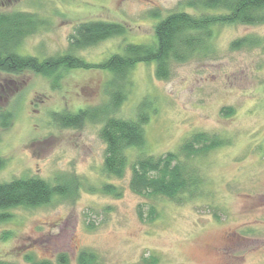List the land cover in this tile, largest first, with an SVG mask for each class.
Returning <instances> with one entry per match:
<instances>
[{"label":"rangeland","instance_id":"1","mask_svg":"<svg viewBox=\"0 0 264 264\" xmlns=\"http://www.w3.org/2000/svg\"><path fill=\"white\" fill-rule=\"evenodd\" d=\"M194 1L0 0V12L29 11L46 20L19 53L45 58L72 52L100 63L123 53L126 44L152 43L156 24L170 13L207 12ZM91 20L122 23L128 32L71 50L75 27ZM239 39L248 41L233 48ZM155 71V63L133 69L128 98L116 112L136 119L139 105L148 106L147 145L128 151L131 162L143 153L177 151L197 132L226 141L195 159L204 174L203 188L178 201L135 194L130 168L122 179L103 172L101 123L63 128L55 120L56 112L106 103L109 71H64L56 83L30 71H0V156L6 159L0 182L35 175L77 185L69 197L10 210V220L0 223V259L31 264L26 259L31 255L60 264L65 253L68 264H78L79 253L88 249L104 264L153 259L155 264H264V24L218 25L209 50L174 62L167 80ZM225 108L234 112L227 114ZM6 111L14 117L9 127L1 125ZM109 182L122 187V196L102 192ZM149 205L159 212L154 220H149Z\"/></svg>","mask_w":264,"mask_h":264},{"label":"trees","instance_id":"2","mask_svg":"<svg viewBox=\"0 0 264 264\" xmlns=\"http://www.w3.org/2000/svg\"><path fill=\"white\" fill-rule=\"evenodd\" d=\"M193 6L202 5L207 12L192 14L187 11L173 12L162 18L155 26V40L149 44H126L123 53H115L100 63L88 62L72 52L39 58L19 53L24 41L37 33L46 20L29 11L0 12V71L20 74L34 72L57 82L60 73L73 69L105 70L111 73L106 82L109 100L101 105L80 108L75 112H56L55 120L63 128H81L86 123H101L100 137L106 144L103 172L122 179L131 169L130 189L143 197H157L178 201L183 196L198 195L205 183L204 174L195 159L205 157L209 152L225 145L226 141L217 135L197 132L187 137L177 151L161 155L143 153L130 161L129 150L143 149L147 145L145 125L150 113L145 103L138 107L136 119L119 117L116 112L127 100L131 87L130 76L139 63H155V74L159 79H169L174 62H187L196 54L209 50L218 25L264 24V0H195ZM156 17L159 15L154 13ZM160 17V16H159ZM127 27L118 22L91 20L81 22L70 36L71 50L85 49L117 36H125ZM247 39L233 42L237 49ZM58 86V85H57ZM224 112L233 113L225 108ZM13 113L6 111L1 118L3 127L11 126ZM6 166V159L0 156V170ZM74 181L53 183L40 176L16 177L0 182V223L9 221L16 208H35L50 204L57 196L73 195L77 185ZM102 192L120 197L122 187L105 183ZM138 214L143 217V206ZM149 220L158 217L156 206L149 205ZM31 264H51L49 260H36L27 255ZM60 264H68V255L60 254ZM78 264H104L98 254L88 249L77 257ZM153 259L146 264H155ZM0 264H14L0 259Z\"/></svg>","mask_w":264,"mask_h":264}]
</instances>
